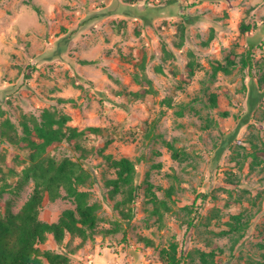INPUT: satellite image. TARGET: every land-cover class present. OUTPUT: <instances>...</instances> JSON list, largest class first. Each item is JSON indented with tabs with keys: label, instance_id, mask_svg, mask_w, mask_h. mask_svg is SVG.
Wrapping results in <instances>:
<instances>
[{
	"label": "rangeland",
	"instance_id": "1",
	"mask_svg": "<svg viewBox=\"0 0 264 264\" xmlns=\"http://www.w3.org/2000/svg\"><path fill=\"white\" fill-rule=\"evenodd\" d=\"M250 45L248 69L240 59ZM229 56L230 73L214 72ZM263 61L264 0H0V124L9 119L20 134L23 117L39 121L47 109L78 129L106 130L84 143V189L100 206L92 238L78 247L79 237L57 245L48 235L39 248L74 250L70 264H165L159 252L175 242L180 264L211 251L215 264H264V155L254 158L264 151ZM101 148L135 162L133 203L106 185L115 172ZM50 155L80 153L63 142ZM27 158L0 139V185L15 182L8 169ZM32 188L0 202L16 213ZM68 208L70 199L45 196L39 219L55 222Z\"/></svg>",
	"mask_w": 264,
	"mask_h": 264
},
{
	"label": "trees",
	"instance_id": "2",
	"mask_svg": "<svg viewBox=\"0 0 264 264\" xmlns=\"http://www.w3.org/2000/svg\"><path fill=\"white\" fill-rule=\"evenodd\" d=\"M243 27L244 31L249 30L248 25ZM253 47L250 45L246 54L241 57L242 67L252 68ZM235 64V60L229 56L225 65L217 64L214 67V72L222 71L228 74L230 67ZM258 83L259 87L264 88V73L259 77ZM131 95L136 98L141 96L138 92H132ZM210 100L214 105L216 96L213 94ZM68 120V116L64 114L44 109L39 121L23 117L20 121V134L9 119L0 124V139L28 152L27 162L20 171L8 169V175H16L18 178L12 184L3 182L0 185V196L6 191L12 192L22 188L28 181L33 182L31 194L18 212L14 213L7 201L0 202V264H70L69 254H73L74 250L68 254L56 253L41 250L39 246L46 242L48 235L53 237L57 245H62L68 235L79 237L81 244L78 247L93 236L99 222L97 212L100 206L90 203V194L84 189L92 177L84 167L82 159L90 153L84 145L87 137L104 136L106 130L93 126L78 129L68 125ZM63 142L80 153L79 160L73 161L66 156L57 159L50 155V152ZM169 148L174 158L179 157V152L172 145ZM97 152L108 166L114 169L115 178L106 182L112 194L122 192L124 202L133 203L137 174L135 162L128 157L114 159L110 154H104L103 148ZM261 153L264 155V151L257 152L254 158L258 159ZM146 193L149 199L155 201V195L148 183ZM45 196L50 201L66 197L73 203V208L65 209L55 222L42 221L39 219V211ZM120 204L123 205L122 202ZM241 224L240 215L232 216V230L239 229ZM177 253L178 245L172 242L169 248L160 250L159 257L165 264H180L182 256ZM200 259V264H215L213 251L202 253Z\"/></svg>",
	"mask_w": 264,
	"mask_h": 264
}]
</instances>
